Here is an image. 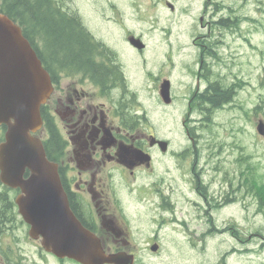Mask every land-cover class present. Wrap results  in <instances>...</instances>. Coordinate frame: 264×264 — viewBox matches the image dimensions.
I'll return each mask as SVG.
<instances>
[{
	"label": "flooded vegetation",
	"instance_id": "flooded-vegetation-1",
	"mask_svg": "<svg viewBox=\"0 0 264 264\" xmlns=\"http://www.w3.org/2000/svg\"><path fill=\"white\" fill-rule=\"evenodd\" d=\"M226 1L205 0L202 13L194 24L199 27L189 34L194 58L192 64L185 61L184 66L192 81L183 84L182 96L186 100V117L190 118L194 113L198 116L192 117L193 124L183 125L189 138L183 146H174L173 140L157 133L149 123L148 101L155 99L162 107L178 97L179 87L175 88L174 84L178 71L171 56L166 58L156 51L149 57L148 44L142 35L127 28L123 32L124 46L112 45L93 33L82 16L78 12H69L65 5L57 7L82 29L87 53L78 54L77 61L68 57L67 52L52 54L43 46L45 36L34 32L30 42L53 85L41 107L43 124L39 132L46 138H50V130L56 132L60 142L52 160L58 166L70 208L82 224L100 237L106 251H125L137 256L133 243L136 237L128 228L129 220L122 211L115 189L117 172L125 178L135 179L144 171L147 175L156 174L165 158L174 162L178 175L172 176L171 180L178 185L169 182L163 186L165 177L160 175L157 181H149L141 190L148 194L145 197L158 213L151 217L157 229L146 237L152 255L160 254L161 249L168 246L158 231L162 226L181 225L189 229L198 218L210 227L215 224L214 212H220L239 196L241 201L244 200L241 191L243 170L236 169L235 186L228 178L227 189L213 190L210 187L212 178L209 183L204 181V172L202 174V169L197 166L203 146L198 145L200 133L196 124L205 118L211 121L213 114L225 112L229 106L228 101L210 106L207 95L216 85L222 92L231 89L234 98L246 81L239 63L229 59V51L230 42L238 37L250 45L245 34L250 33V29H241L242 21L234 19L238 13L235 8L230 11L227 6L216 7L211 13L208 10L211 4L218 6ZM223 10L228 13H219ZM107 20L115 21L113 18ZM250 46L254 47L253 44ZM153 56L156 62H153ZM141 77L151 84L149 96H143ZM162 84L167 90L165 97L161 96ZM166 98L168 103L164 101ZM236 163L240 165V162ZM8 208L11 211L7 214L9 218L0 219V264H36L35 253L39 254V259L50 261L53 254L46 252L29 233L27 238L37 242V247L34 246L27 258V251L18 246L21 237L16 229L23 227L28 232L29 226L16 212L15 204ZM207 232H203L200 241L205 240ZM192 243L188 244L193 247L196 242ZM152 245L158 249L151 250ZM58 262L62 264L64 260L58 259Z\"/></svg>",
	"mask_w": 264,
	"mask_h": 264
},
{
	"label": "rangeland",
	"instance_id": "rangeland-1",
	"mask_svg": "<svg viewBox=\"0 0 264 264\" xmlns=\"http://www.w3.org/2000/svg\"><path fill=\"white\" fill-rule=\"evenodd\" d=\"M58 1L69 12H78L93 33L112 45L124 46L123 32L127 28L142 35L148 44L149 57L156 51L163 53V57L171 56L178 71L174 78L175 88L179 87L176 91L178 97L162 107L155 99L148 101L149 123L153 124L157 133L173 140L174 146H183L187 140L183 125L193 124L192 117L196 114L188 118L185 113L186 100L183 99L182 88L183 84L192 81V77L184 62H193L194 51L189 34L199 27L194 24L202 13L205 0H169L174 5L173 9L164 0ZM223 6L230 11L235 8L239 13L234 19L242 21V30L250 29V33L245 34L254 47L241 37L230 42L229 59L239 63L247 83L225 112L212 115L213 122L207 125L202 120L203 124H196L200 133L198 141L203 145L197 166L202 169V174L204 172L207 183L212 178L210 187L213 190L227 189L228 178L235 186L236 169L244 170L241 188L244 200L241 201L239 196L220 212H214L218 229H211L202 241L199 239L208 228L198 218L190 224L189 229L181 225L162 226L158 231L165 246H168L163 247L160 254L152 255L147 248L146 237L157 229L152 218L158 213L145 197L148 194L141 190L149 181H157L160 175L165 177L163 186L169 182L178 185L174 179L171 180L172 176L178 175L174 162L165 158L156 169V174L147 175L144 171L135 179L131 176L125 178L117 172L114 179L119 203L128 217V228L136 237L133 241L136 245L134 251L137 252L135 264H264V206L260 205L259 196L260 184L264 185V135L256 130L258 120L264 121V115L254 110V106L260 105L264 97V0H227L218 6L211 4L208 10L211 13L216 7ZM219 13L228 12L223 10ZM108 18L115 21L110 22ZM102 20L109 24L104 25ZM153 62H156L154 56ZM139 82L144 89L143 96H149V80L147 82L141 77ZM241 155L248 156L249 170H246L245 161L237 166L235 159ZM218 223H222V226ZM16 232L21 237L18 246L23 248L22 251H27L28 258L37 242L27 238L28 232L23 227L17 228ZM15 237L18 238L17 235ZM192 241L196 242L193 248L188 244L192 245ZM34 255L36 264H60L54 257L46 262L38 258V253ZM62 264L76 263L66 259Z\"/></svg>",
	"mask_w": 264,
	"mask_h": 264
},
{
	"label": "water",
	"instance_id": "water-1",
	"mask_svg": "<svg viewBox=\"0 0 264 264\" xmlns=\"http://www.w3.org/2000/svg\"><path fill=\"white\" fill-rule=\"evenodd\" d=\"M51 90L49 74L21 27L0 12V125L6 126L0 142V181L20 189L15 198L19 212L30 225V235L40 236L46 250L81 264H132L133 255L106 253L94 232L74 216L57 165L33 134L42 125L40 107ZM263 125L260 120L261 134Z\"/></svg>",
	"mask_w": 264,
	"mask_h": 264
},
{
	"label": "trees",
	"instance_id": "trees-1",
	"mask_svg": "<svg viewBox=\"0 0 264 264\" xmlns=\"http://www.w3.org/2000/svg\"><path fill=\"white\" fill-rule=\"evenodd\" d=\"M58 3V0H0V10L19 22L23 33L30 41H32L34 32L43 34L45 36L43 38V46L47 47L48 51L50 50L52 54L58 55L67 52L69 54L68 57H72L77 61L78 54L87 53L88 51L87 44L83 39L86 36L82 29H78L73 24L72 19L66 17L67 13L60 12V8L57 7ZM232 100L231 89L222 92L218 90L216 85L211 89V94L207 95L208 103L214 107L220 102H230ZM254 110L260 111L264 115V97H262V103L257 105ZM204 122L207 125L210 123L208 118H205ZM50 132V138H47L43 143L48 158L52 160L60 140L55 131L50 130ZM1 138L2 136L0 135ZM236 160L238 162L245 161L247 164L246 170L250 169L247 155H241ZM260 187V205L264 206V185L260 184ZM8 190L7 186H2V191L0 192V219L7 218V214L11 213L8 206L13 204V200ZM232 233L238 236L237 233Z\"/></svg>",
	"mask_w": 264,
	"mask_h": 264
},
{
	"label": "bare ground",
	"instance_id": "bare-ground-1",
	"mask_svg": "<svg viewBox=\"0 0 264 264\" xmlns=\"http://www.w3.org/2000/svg\"><path fill=\"white\" fill-rule=\"evenodd\" d=\"M193 126V125H192Z\"/></svg>",
	"mask_w": 264,
	"mask_h": 264
}]
</instances>
